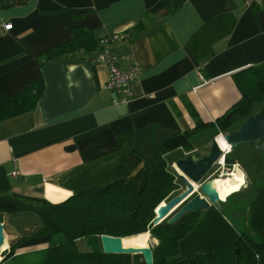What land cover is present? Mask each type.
<instances>
[{
	"label": "crops",
	"instance_id": "obj_1",
	"mask_svg": "<svg viewBox=\"0 0 264 264\" xmlns=\"http://www.w3.org/2000/svg\"><path fill=\"white\" fill-rule=\"evenodd\" d=\"M47 9L59 11L44 13ZM1 24L9 30L0 32V96L12 98L38 78L44 82L34 109L0 123V197L20 200L58 203L120 181L127 208L135 212L143 186L136 175L143 161L176 133L214 126L241 98L234 75L264 62V1L248 8L243 0H28L0 10ZM73 27L85 28L100 41L96 53L108 50L138 61L142 72L130 86L128 104H112L114 93L105 88L108 68L92 63V57L39 66L38 57L69 40ZM105 38L109 41L102 43ZM205 132L210 131L200 128L196 134ZM211 140L200 156L209 154ZM194 150L178 148L166 160L172 166ZM231 154L227 157L243 171L245 183L220 205L253 183ZM14 171L18 176H12ZM9 205L16 203L0 201V207ZM198 213L195 229L178 242L180 255L210 248L219 264H232L230 244L239 229L220 208ZM31 215L0 212L6 256L18 239L39 227L38 218L32 226L23 224L31 222ZM52 240L30 237L17 243L14 255L42 252ZM120 245L151 248L157 241L145 234L123 238ZM130 256L131 264H145L140 254Z\"/></svg>",
	"mask_w": 264,
	"mask_h": 264
},
{
	"label": "trees",
	"instance_id": "obj_2",
	"mask_svg": "<svg viewBox=\"0 0 264 264\" xmlns=\"http://www.w3.org/2000/svg\"><path fill=\"white\" fill-rule=\"evenodd\" d=\"M28 0H0V10L25 5ZM57 9L43 10L53 13ZM100 41L83 27L70 29V39L53 46L38 57L39 66L48 61L66 58L70 62L91 60L100 49ZM234 82L241 94L240 100L229 108L222 117L211 124L176 133L167 139L159 152L146 158L137 177L143 180L139 194V205L135 212H129L122 183L114 182L98 191L74 194L66 200L51 203L47 201L20 200L16 206L0 207V212L29 213L39 220V227L29 237L18 239L9 250L14 255L17 243L42 235L60 236L62 239L49 245L41 252L35 264H131L130 255H108L101 251L99 237L102 235L119 238H141L150 234L157 241L152 247V264H218L210 248H196L180 255L178 242L191 233L198 221L199 213L188 212L174 224L163 222L153 226L156 208L180 188L181 182L170 168L166 155L178 148L185 152L195 149L192 142L200 128L215 130V135L236 130L246 119L259 111L264 104V62L234 75ZM44 90L42 78L12 98L0 96V123L20 116L35 108ZM192 116L195 113L192 112ZM226 165L234 164L225 156ZM255 194L250 204V227L253 237L240 234L231 243L232 264H264V183H252ZM87 239L90 250L79 252L75 243ZM6 258V259H7Z\"/></svg>",
	"mask_w": 264,
	"mask_h": 264
},
{
	"label": "water",
	"instance_id": "obj_3",
	"mask_svg": "<svg viewBox=\"0 0 264 264\" xmlns=\"http://www.w3.org/2000/svg\"><path fill=\"white\" fill-rule=\"evenodd\" d=\"M223 138L230 145L231 151L244 143L259 153L264 152V104L258 112L248 117L236 130L223 134ZM221 153L216 137H213L208 155L200 156L193 152L188 153L185 157L177 160L174 163L175 166H171L178 180L183 184V189L156 208L155 218L152 221L153 226L165 221L167 224H174L188 212H202L210 206L219 208V205L224 203L220 200L212 181L205 180V177L221 157ZM5 235L4 227L0 223V255L2 254L1 248L4 244ZM122 239L106 235L100 236L101 251L108 255L140 254L145 264H152V249L122 248L120 245Z\"/></svg>",
	"mask_w": 264,
	"mask_h": 264
},
{
	"label": "rangeland",
	"instance_id": "obj_4",
	"mask_svg": "<svg viewBox=\"0 0 264 264\" xmlns=\"http://www.w3.org/2000/svg\"><path fill=\"white\" fill-rule=\"evenodd\" d=\"M215 133H216L215 130H212L210 132H205L206 135H202V134L200 136L196 135L194 138V141H193V144L196 147V149L194 150L195 151L194 153L199 154V155L204 154L205 153L204 149H201V147L205 144H210V140H211L210 138L211 137H213V136L216 137L217 135H219V134L215 135ZM254 150L255 149H253L250 146H248L247 144L243 143V144L238 145L236 147V149L234 151H232V154L230 155V157L233 158L238 163H240V165H243V169H244L245 173L248 175V177H250V179L248 178L249 182H251V179H252V182H254L256 184H262V183H264V172L260 173V170L261 169L264 170V152H261L259 154V153H257V151H254ZM225 166L227 167L226 164H225ZM170 168H171V166H170ZM216 170H217V167L214 166L212 169L211 175L208 176L209 175L208 174L206 176L207 179H205V180L208 181V180H211L215 177H218L216 174H214L216 172ZM246 188L247 189L242 191V193H240V195H233L228 200V203L226 205H219V208H220V213L222 215H224L225 217H227L234 224V226L239 229L240 234H247V235H250L253 237V232L251 230L250 223H249L250 222V210L249 209H250L251 201H252L254 194H255V187H254V185L250 184V185H247ZM181 189H183V184H180L179 190L174 192L171 195V197L178 194V192ZM170 198H168V199H170ZM23 218L26 219L27 221H29V219H27L26 217H23ZM29 218L31 219V222L29 221L27 223H23V224H26V226H28V225L32 226L33 225L32 222L37 219V217L33 214ZM58 239H62V238L60 236L53 237L51 244H54ZM7 243H8V240H7ZM75 246H76V249L82 253H86L90 248V245H89L87 239L77 240L75 243ZM6 249H7V247L5 249L1 250L2 254L0 255V263L5 261V259L8 256V255L7 256L5 255ZM150 249H152V247ZM230 250H231V244H230ZM177 251L179 252L178 249H177ZM211 251L214 254V251L212 249H211ZM214 256H215V254H214ZM39 257H41V252L21 253V254L14 255L11 259H8L6 264L33 263V262L37 261V259ZM130 258L132 260L133 257L130 256ZM215 259H216V256H215ZM216 261H217V259H216ZM217 263H218V261H217Z\"/></svg>",
	"mask_w": 264,
	"mask_h": 264
},
{
	"label": "built area",
	"instance_id": "obj_5",
	"mask_svg": "<svg viewBox=\"0 0 264 264\" xmlns=\"http://www.w3.org/2000/svg\"><path fill=\"white\" fill-rule=\"evenodd\" d=\"M264 0H243V4L248 8H258L261 6ZM9 30L8 24H1L0 32H6ZM111 40L120 39L118 36L109 37ZM109 38L102 40V43L109 41ZM94 64H104L108 68V79L105 88L114 93V98L112 100L113 105H125L130 102L133 95L131 92V85L133 83H138L142 72V68L138 61H136L132 56H117L108 50H102L96 53L91 60ZM127 63L124 68L121 64ZM201 78V77H200ZM203 81V79L201 78ZM205 83V82H204ZM221 135V133H220ZM225 154L221 153V157L216 162L215 166L217 170L214 174L217 176L228 174L229 171H233L236 165L232 164L230 166H225ZM12 176H18V172L14 171Z\"/></svg>",
	"mask_w": 264,
	"mask_h": 264
},
{
	"label": "bare ground",
	"instance_id": "obj_6",
	"mask_svg": "<svg viewBox=\"0 0 264 264\" xmlns=\"http://www.w3.org/2000/svg\"><path fill=\"white\" fill-rule=\"evenodd\" d=\"M221 139H223V141L226 142L225 139L223 138V135L216 136V141H217V144H218L220 150L225 155H228L231 151V147H230V150L226 151L223 148L222 144L220 143ZM226 144L229 145L227 142H226ZM173 166H175V165L173 164ZM178 173L180 174L179 171H178ZM210 181H212V185H213L214 189L217 191L220 200H222L224 202L226 201L228 196H230L233 193L239 192L241 190V188L244 186V184H240V182H239V171H238L237 167L233 171L228 172V174L220 175L216 178L211 179ZM194 187H195V185H194ZM6 247H8V243H7V237L5 235L4 236V244L1 248V250L5 249Z\"/></svg>",
	"mask_w": 264,
	"mask_h": 264
},
{
	"label": "clouds",
	"instance_id": "obj_7",
	"mask_svg": "<svg viewBox=\"0 0 264 264\" xmlns=\"http://www.w3.org/2000/svg\"><path fill=\"white\" fill-rule=\"evenodd\" d=\"M220 143L222 144L223 148L227 151L230 150V146L226 144V142L223 141V139L220 140ZM238 171H239V182L240 184H244L245 183V174L243 173L242 170L239 169V166H236ZM241 177L243 178V182H241Z\"/></svg>",
	"mask_w": 264,
	"mask_h": 264
},
{
	"label": "snow or ice",
	"instance_id": "obj_8",
	"mask_svg": "<svg viewBox=\"0 0 264 264\" xmlns=\"http://www.w3.org/2000/svg\"><path fill=\"white\" fill-rule=\"evenodd\" d=\"M241 182H243V178L241 177Z\"/></svg>",
	"mask_w": 264,
	"mask_h": 264
}]
</instances>
